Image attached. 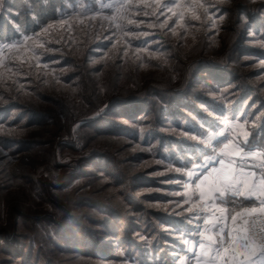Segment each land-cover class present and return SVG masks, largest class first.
Masks as SVG:
<instances>
[{
	"label": "trees",
	"instance_id": "1",
	"mask_svg": "<svg viewBox=\"0 0 264 264\" xmlns=\"http://www.w3.org/2000/svg\"><path fill=\"white\" fill-rule=\"evenodd\" d=\"M79 2L0 0V43L38 32ZM206 3L234 14V8ZM235 6L241 27L231 46L222 36L217 46L200 38L188 48L182 33L173 39L157 26L143 27L149 34L133 37V44L162 72L150 71L141 83L120 70L128 53L91 64L98 55L92 50L106 45L95 35L86 45V33L81 58L66 47L47 57L55 67L73 69L58 71L61 81L77 88L73 93L44 90L33 72L28 79L10 78L5 67L0 264H176L185 252L179 237L196 243L204 222L200 227L175 215L171 197L156 189L180 188L163 182H186L189 171L216 157L219 137L209 140L208 132L221 115L244 121L253 147L264 143V81L246 82L239 69L250 62L245 57L264 61V4L254 11L241 1ZM151 55L167 58L174 75ZM241 199L223 205L232 212L245 205Z\"/></svg>",
	"mask_w": 264,
	"mask_h": 264
},
{
	"label": "rangeland",
	"instance_id": "2",
	"mask_svg": "<svg viewBox=\"0 0 264 264\" xmlns=\"http://www.w3.org/2000/svg\"><path fill=\"white\" fill-rule=\"evenodd\" d=\"M207 1L210 0H173L174 3L183 6L182 8L176 9L177 13L183 12V19H180L178 15L174 16L166 9L164 10V15H160V9L156 7L157 3L163 5L168 3V0H81L74 7L70 6L58 20L46 24L38 32L23 35L9 43H0V73L8 66L7 75L10 74V78L16 76L19 79L26 77L28 79L29 72H33V75L39 79L44 90L52 89L56 92L62 91L66 93L65 95H68L69 92L73 93V90L75 89L76 91L77 88H72L68 83L61 81V74H58L60 71H71L73 69L67 66L62 68L55 67L53 62L47 59V57L48 55L55 56V54H64L62 48L66 47L67 50L73 48L75 50L74 52L81 58L85 50V41L82 35L86 33L85 35L90 37L86 45L91 43L92 35H95L96 40L94 41H101L106 45V49L99 48L92 50L98 55H93L91 64L94 65L101 59H115L119 53L120 55L128 53L127 63L123 64L120 70L122 74H128L129 78H131L130 75H133L135 81H142V76L147 75L150 71H156V74L162 72L145 60L147 53H143L144 49L140 50L139 46L133 44L136 42V39H132L133 37H141L149 34V31L143 27L152 29L153 26H157L160 30L163 29L165 35H171L173 39L176 38L177 34L182 33L181 37L183 41H187L186 45L188 48L191 46L196 48V45L200 42V38L205 39L212 46H217L222 40V36L225 37L226 44L230 45L234 42L236 34H238L241 27L236 22L237 16H235L236 12L234 10L239 8V6H235L236 2L241 1L245 5L246 10L250 9V11H254L257 5L264 4V0H212L216 4L224 7L234 8L232 11L234 14L231 12L221 14L216 12L215 6L207 4ZM121 3L134 7L122 10L124 19H113L114 16H117L116 8H109L106 5H119ZM137 9H143V11ZM201 10L204 13L207 10L205 17L201 16ZM145 13H149V15H145ZM149 16L153 20L147 22L146 17ZM157 16H159V20H157ZM166 17H170V19H167L166 25L161 28L160 24L165 21ZM129 19L133 20L132 24L127 23ZM117 24L122 25V27H116ZM167 27L169 28L167 29ZM191 29L197 31L195 32V36L190 35ZM150 33L154 32L150 31ZM190 38L192 41L188 43ZM248 43L255 45L256 41L252 40L248 41ZM41 45L43 46L41 47ZM148 56L150 57V55ZM151 57L156 58L161 67L166 65L170 75H174L173 64L167 58L158 55H151ZM245 59L250 62L248 61L249 63L239 68L241 70V77L246 82L250 79L249 81H252L255 85L262 83L264 81V61L257 60L256 58L253 59L251 56L249 58L245 57ZM261 67H263L262 70L260 69ZM258 69H260V76H252ZM19 70L25 74L20 73ZM31 79L33 78L31 77ZM179 82V80L176 81V83ZM28 83H30L29 80L21 81L22 85ZM260 89L261 95L264 96V86ZM215 121L213 123L214 130L210 129L208 132L210 137H219L218 145H216L214 150L215 156L229 140H232L235 144L238 139H244V134L248 136L246 123L239 120L237 116L233 118L228 115H221ZM226 121L232 127H226ZM221 133L223 134L221 135ZM225 137H228V139L226 140ZM256 151L259 152L260 149L256 148ZM151 162L152 160L149 163ZM153 175L158 177L162 175V171H156ZM191 177L186 182H176L174 180L163 182L165 186L168 183H172L174 187L179 183L180 188H176L175 190L163 187L157 188L156 190L171 197L170 199L172 201L170 203L172 204V209L176 211L175 215H178L180 218L183 217L185 221L194 225L200 221L199 224L201 227V221L203 222V219L197 218V213L205 202L200 200L199 190L196 189L198 179L191 182ZM208 205L210 206V204ZM189 208L192 211H188ZM206 213L208 214L209 212ZM204 214L205 212L200 213V216L203 217ZM203 228L204 225L201 231H203ZM209 234L211 235L212 233ZM180 237V242L185 243V252L177 257L176 264H205L207 259L203 257L198 243L199 241H203L207 244V241L203 240L204 237L199 235L196 243L187 237H183V235Z\"/></svg>",
	"mask_w": 264,
	"mask_h": 264
},
{
	"label": "snow or ice",
	"instance_id": "3",
	"mask_svg": "<svg viewBox=\"0 0 264 264\" xmlns=\"http://www.w3.org/2000/svg\"><path fill=\"white\" fill-rule=\"evenodd\" d=\"M106 7L116 8L117 16H114L113 19H124L122 10L134 6L121 3L106 5ZM156 7L160 9V15H164L166 9L174 16L178 15L180 19H183V12H176V9L183 6L174 3L173 0H168V3L163 5L157 3ZM137 10L143 11V9ZM205 14H207V10H205ZM145 15H149V13H145ZM167 19L170 17H166L165 21L160 24L161 28L166 25ZM157 20H159V16H157ZM127 23L132 24L133 20L129 19ZM116 27L120 28L122 25L117 24ZM141 43L146 44L147 41ZM226 127H232V125L227 124L226 121ZM211 139L212 137H209V140ZM225 139L227 140L228 137ZM256 148H259L260 151H256ZM261 155H264V143L253 147L252 143L247 140V134H244V139H238L235 144L229 140L216 157L198 164L188 173L190 177L197 171L200 173L197 176L200 182L196 184V189L199 190L200 200L205 203L200 207L197 218L203 219L204 228L203 231H200L198 226L197 232L207 240V244L203 241L198 242L203 257L207 259V264H257L258 259L261 260V264H264V232L259 235L254 231L243 232L241 229L236 230V235L229 232L231 245L225 247V229L220 225L221 222L227 220L226 209L217 206V201L220 204H233L236 198H242L241 203L247 201L256 205L244 207L240 212L232 215L231 220L234 224L239 217H251L257 213L264 216V160L253 163ZM189 163H193V161H189ZM216 164L219 166L216 167ZM208 201H211V206L208 205ZM188 211H192V209L189 208ZM204 212H209L211 215L201 217L200 213ZM243 222L247 224L248 220L245 219ZM213 230L220 237L219 240L213 235H205V233H212Z\"/></svg>",
	"mask_w": 264,
	"mask_h": 264
},
{
	"label": "crops",
	"instance_id": "4",
	"mask_svg": "<svg viewBox=\"0 0 264 264\" xmlns=\"http://www.w3.org/2000/svg\"><path fill=\"white\" fill-rule=\"evenodd\" d=\"M260 160H264V156L263 155H261L257 160H254L253 163H259ZM215 166L218 167L219 165L216 164ZM199 182L200 181L198 180V183ZM207 203L210 204V206H211V201H208ZM217 206L226 209V207L223 204H220L219 201H217ZM252 206H256V205L250 204L249 202L245 201V205H243L242 207H240L238 209L233 210L232 212H229L226 209L225 216L227 217V220L224 221V222H221V225H220V226L224 227V229H225V233H224V240H225L224 246L225 247H229L231 245V240H230V238L228 236L229 232H231L232 235H236L237 234L236 233L237 229H241V230L244 231V222L241 219L242 217H239L237 219V221L235 222V224H234L233 221L231 220V216L235 215L237 212H240L244 207H252ZM206 215H211V213H208V214L206 213ZM205 235H209V233H205ZM211 235H213L217 240H219V238H220L219 236L216 235L215 230H213ZM203 240L205 241V239H203ZM205 264H207V262ZM257 264H261V260L258 259L257 260Z\"/></svg>",
	"mask_w": 264,
	"mask_h": 264
},
{
	"label": "built area",
	"instance_id": "5",
	"mask_svg": "<svg viewBox=\"0 0 264 264\" xmlns=\"http://www.w3.org/2000/svg\"><path fill=\"white\" fill-rule=\"evenodd\" d=\"M245 219L248 220V223H244L243 232L254 231L257 235H259L261 232H264V216H261L257 213L251 217H242L243 221Z\"/></svg>",
	"mask_w": 264,
	"mask_h": 264
}]
</instances>
